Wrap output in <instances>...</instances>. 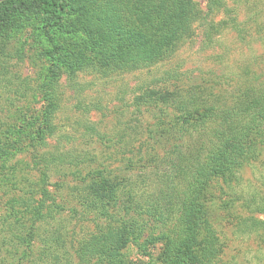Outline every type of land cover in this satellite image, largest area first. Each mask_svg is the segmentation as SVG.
Segmentation results:
<instances>
[{
	"label": "rangeland",
	"instance_id": "1",
	"mask_svg": "<svg viewBox=\"0 0 264 264\" xmlns=\"http://www.w3.org/2000/svg\"><path fill=\"white\" fill-rule=\"evenodd\" d=\"M198 1L200 9L208 13L209 0ZM218 1L227 9H221L215 20L220 23L221 34L207 42L198 27L195 38L159 68L126 74L120 70L103 73L97 67L74 77L63 75L54 89L58 108L50 122L51 135H44L41 141L35 136L44 126L41 113L51 63L47 51L53 35L41 37L40 24L36 23L43 17L35 9L23 14L26 25L19 34L12 31L15 23H3L0 264H97L98 259L90 258L81 243L98 235L99 221L94 214L86 216L85 210L81 215L78 189L86 185L89 173L98 170L101 176L96 172L91 183L108 186L111 181L124 186L128 177L127 184L141 182L142 190L149 189L150 194V175L141 173L142 169H151L155 155L159 166L165 158L159 146L164 140L157 136L151 139L148 131L155 130L158 121L172 123L173 111L163 108L159 114L158 110L139 107L137 98L143 93L175 90L183 95L192 86L211 87L214 83L232 91L230 86L235 87L236 81L249 83L256 71L264 74V0ZM173 74L180 75V82ZM64 158L66 162L60 161ZM236 176L231 184L222 179L213 183L206 198L208 228L220 252L216 264H264V210L262 214L258 208L264 204V151ZM40 189H47L51 197L42 213L46 215L48 207L55 205L53 220L41 228L40 236L26 238L34 219L32 209L39 208L44 199ZM257 221L263 225L253 230L251 226ZM18 224L25 227L16 228ZM163 231L160 224L155 236ZM58 233L62 249L54 247L52 241L46 244ZM129 240L127 235L119 251L123 261L162 264L158 260L162 245L151 246L149 256H145ZM49 247L51 252L46 254Z\"/></svg>",
	"mask_w": 264,
	"mask_h": 264
},
{
	"label": "trees",
	"instance_id": "2",
	"mask_svg": "<svg viewBox=\"0 0 264 264\" xmlns=\"http://www.w3.org/2000/svg\"><path fill=\"white\" fill-rule=\"evenodd\" d=\"M209 2V12L205 13L198 0L2 1L0 34L6 32V20V24H16L12 31L19 34L26 25L23 14L35 9L43 17L36 23L40 24L41 37L53 35L47 51L51 63L41 113L44 126L36 139L51 135L50 122L58 108L54 89L63 75L74 77L97 67L103 73L120 70L126 74L159 68L195 38L198 27L203 29L205 40L212 42L222 31L215 20L226 8L222 1ZM173 79L181 80L178 74H173ZM230 87L234 89L214 83L211 87L192 86L183 95L175 90L143 93L137 98L139 107L158 110L159 114L163 108L173 111L172 123L158 121L155 130L148 131L151 139L157 136L164 140L159 146L165 158L159 166L155 155L151 169H142L141 173L150 175V194L149 189L142 190L141 182L127 184L128 177L124 186L111 181L108 186L96 185L91 183L93 175L97 172L100 177L101 171L89 173L86 185L78 189L77 201L81 215L84 210L86 216L95 215L99 232L81 243L84 252L90 253L86 260L89 256L99 264H128L119 251L130 235L129 243L145 256H149L151 246L162 245L158 259L162 264H216L220 252L208 228L207 194L220 179L231 184L232 178L264 151V74L256 71L249 83L236 81L235 87ZM60 161L66 162L65 158ZM39 192L44 199L39 208L32 209L34 219L26 238L40 236L41 228L53 220L55 205L48 207L46 215L42 213L44 203L51 200L48 190ZM258 208L263 214L264 204ZM160 224L165 231L155 236ZM261 225V221L253 222L251 228L257 230ZM59 235L52 234L46 244L52 241L54 247L62 249ZM46 252H51V247Z\"/></svg>",
	"mask_w": 264,
	"mask_h": 264
}]
</instances>
